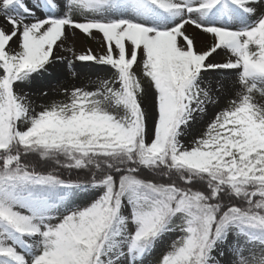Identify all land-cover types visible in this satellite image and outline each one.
<instances>
[{
	"label": "snow or ice",
	"instance_id": "1",
	"mask_svg": "<svg viewBox=\"0 0 264 264\" xmlns=\"http://www.w3.org/2000/svg\"><path fill=\"white\" fill-rule=\"evenodd\" d=\"M0 17V264H264V0H0ZM76 30L101 51L65 47ZM57 51L74 78L112 75L37 106L24 89Z\"/></svg>",
	"mask_w": 264,
	"mask_h": 264
},
{
	"label": "rangeland",
	"instance_id": "2",
	"mask_svg": "<svg viewBox=\"0 0 264 264\" xmlns=\"http://www.w3.org/2000/svg\"><path fill=\"white\" fill-rule=\"evenodd\" d=\"M0 20H2V23H4V20L2 17H0ZM76 40L79 41V43ZM210 43H211L210 37H208L207 35H201L200 43L198 44V47L206 48L207 46H209ZM65 47H73L75 48L77 53L83 52L87 50L88 48H91L96 52L101 51L99 39L94 40V39L85 37L83 34L79 32V30H76L75 43H73L72 39L70 38L68 43L65 45ZM55 54L65 56L67 57V59L63 61H57L55 69H50L49 73H46L44 77H40V80L45 81L44 84H40L38 87H27L24 89V91L29 94L30 98L34 101V103L37 106L47 105L52 100L65 99V97L63 96L61 92L62 88L70 87L73 84H76L77 86H83L87 84L88 80L95 81L97 79V76L107 78L112 75V70L107 68V66H93L91 68L85 69L81 65V63L77 61L73 67L81 75L74 78L71 74L72 70L67 67L68 60L72 59L71 54L67 51H63V52L57 51V53ZM226 58L227 57L222 54L220 57H217V60L223 61ZM85 72L87 73V79H85L83 76ZM219 79L220 80H230L233 78L221 76L219 77ZM208 80L215 82L217 78L215 76L210 75L208 77ZM88 86L89 88H94V85H88ZM45 92L47 93V95L43 94ZM220 101L221 102L219 106L209 105L203 117L197 119L194 125L195 135L198 136L201 133H203L206 130L207 123H210L211 120L214 118L215 113L219 110V108L225 105L226 101L223 97L220 98ZM145 103H146V106L149 108V110L153 113V115H155L154 92L149 95ZM152 126H153V121L150 120L149 129H151Z\"/></svg>",
	"mask_w": 264,
	"mask_h": 264
},
{
	"label": "bare ground",
	"instance_id": "3",
	"mask_svg": "<svg viewBox=\"0 0 264 264\" xmlns=\"http://www.w3.org/2000/svg\"><path fill=\"white\" fill-rule=\"evenodd\" d=\"M0 24H3V23H2V20H0ZM76 41H77V40H76ZM77 42L79 43V41H77Z\"/></svg>",
	"mask_w": 264,
	"mask_h": 264
}]
</instances>
